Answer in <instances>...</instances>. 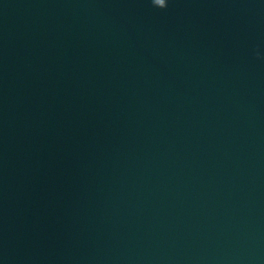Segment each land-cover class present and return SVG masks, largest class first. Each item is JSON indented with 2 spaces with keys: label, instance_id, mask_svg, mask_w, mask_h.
I'll return each mask as SVG.
<instances>
[{
  "label": "water",
  "instance_id": "1",
  "mask_svg": "<svg viewBox=\"0 0 264 264\" xmlns=\"http://www.w3.org/2000/svg\"><path fill=\"white\" fill-rule=\"evenodd\" d=\"M0 264H264V0H0Z\"/></svg>",
  "mask_w": 264,
  "mask_h": 264
},
{
  "label": "clouds",
  "instance_id": "2",
  "mask_svg": "<svg viewBox=\"0 0 264 264\" xmlns=\"http://www.w3.org/2000/svg\"><path fill=\"white\" fill-rule=\"evenodd\" d=\"M151 3L154 7L165 9L168 5V0H163L161 3L160 0H151Z\"/></svg>",
  "mask_w": 264,
  "mask_h": 264
}]
</instances>
